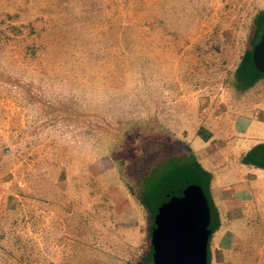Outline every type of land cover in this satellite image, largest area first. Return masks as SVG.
<instances>
[{
	"label": "rangeland",
	"instance_id": "rangeland-1",
	"mask_svg": "<svg viewBox=\"0 0 264 264\" xmlns=\"http://www.w3.org/2000/svg\"><path fill=\"white\" fill-rule=\"evenodd\" d=\"M263 9L264 0H0V264H136L143 210L193 183L218 213L211 242L232 239L221 195L264 187V168L242 161L264 143V76L234 85ZM258 208L232 226L245 231L236 244L251 263L264 193Z\"/></svg>",
	"mask_w": 264,
	"mask_h": 264
},
{
	"label": "water",
	"instance_id": "water-1",
	"mask_svg": "<svg viewBox=\"0 0 264 264\" xmlns=\"http://www.w3.org/2000/svg\"><path fill=\"white\" fill-rule=\"evenodd\" d=\"M251 57L264 74V32L253 45ZM153 222V264H207L210 209L198 184H188L162 202Z\"/></svg>",
	"mask_w": 264,
	"mask_h": 264
},
{
	"label": "trees",
	"instance_id": "trees-1",
	"mask_svg": "<svg viewBox=\"0 0 264 264\" xmlns=\"http://www.w3.org/2000/svg\"><path fill=\"white\" fill-rule=\"evenodd\" d=\"M115 2H118L122 5H128L134 0H114ZM264 28V9L260 10L258 14L253 19V25L252 30L250 33V38L248 40V45L246 50L244 51L240 62L238 63L236 69H235V88L238 91H245L248 88L252 86L260 77H263L264 74L260 73L254 66L252 61V47L253 45L259 40L260 34L258 33L259 30ZM242 161L246 164L256 165L260 168H264V143L257 144L256 146L252 147L250 150H248L245 155L242 157ZM199 173L202 175V180L205 183V186H208L209 183V174L198 168ZM200 185V184H199ZM130 188V186L128 187ZM131 194H133L136 197V202L142 206V208H146L145 201L142 198V194L138 192H134L133 188L130 189ZM203 190V189H202ZM206 196V194H205ZM206 199L208 201L209 209H210V224L209 228L211 230V234L209 236L208 240V246H207V264H209V242L210 237L214 233V231L218 228L219 225V219H218V213L217 210L211 201L206 196ZM159 207V206H158ZM157 207V209H158ZM146 213V219H145V227H143L144 232V251L138 256V259L136 261V264H153L152 259V245H151V231L154 226V216L157 212L154 211L153 213H150L149 211H145Z\"/></svg>",
	"mask_w": 264,
	"mask_h": 264
},
{
	"label": "crops",
	"instance_id": "crops-1",
	"mask_svg": "<svg viewBox=\"0 0 264 264\" xmlns=\"http://www.w3.org/2000/svg\"><path fill=\"white\" fill-rule=\"evenodd\" d=\"M198 138L201 141L205 140L203 142H210L211 139L208 138L212 137H208L206 134L205 136L200 135ZM212 145L214 147V142H212ZM261 193H264V187H261L260 185H256L254 187L247 185V187H244L242 189H239L235 186L230 189H226V193H223L221 195L220 198L222 201H225L227 210L224 216L220 218L222 220H220V227L221 225L223 226V229L227 233V238L230 233H232L233 235L232 239L228 238L227 241L224 242V245L221 246L220 242L218 243L216 241L214 245L210 240L209 264H236L238 260H242V264H256V262H258V264H262V262H264V235L259 241V246L254 249L256 250V254L255 256H253L255 260L253 261V263H251L250 260L247 261L246 259L248 251L246 247H242L239 245L237 246L236 244V240H238L240 236L244 235L245 231H243L242 229L236 231L232 227L237 220L244 218V214L247 210H252L255 217L260 216V208H258V206L261 204ZM231 227L233 228L232 230L226 229ZM213 234H215V231ZM233 240L235 241V243L233 242ZM240 247H242L243 250Z\"/></svg>",
	"mask_w": 264,
	"mask_h": 264
}]
</instances>
